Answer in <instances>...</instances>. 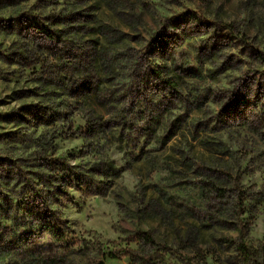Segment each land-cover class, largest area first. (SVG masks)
Instances as JSON below:
<instances>
[{
	"label": "rangeland",
	"instance_id": "1",
	"mask_svg": "<svg viewBox=\"0 0 264 264\" xmlns=\"http://www.w3.org/2000/svg\"><path fill=\"white\" fill-rule=\"evenodd\" d=\"M241 224L261 248L264 0H0V264H130L139 230L232 264Z\"/></svg>",
	"mask_w": 264,
	"mask_h": 264
},
{
	"label": "trees",
	"instance_id": "2",
	"mask_svg": "<svg viewBox=\"0 0 264 264\" xmlns=\"http://www.w3.org/2000/svg\"><path fill=\"white\" fill-rule=\"evenodd\" d=\"M49 30L48 28L46 29ZM52 40L54 39V35L51 37ZM244 40V38H242ZM56 161V160H53ZM32 196L34 195L33 192H30ZM237 202V208L242 209V206L244 204V201ZM233 207H236L233 205ZM19 212L21 214L30 215L32 218L36 219L40 222L41 227H43L46 231H48L55 239L58 241L64 242L67 238L66 233L62 234L64 231H62L64 224L66 220L62 217L59 211L53 210L51 214L42 212L38 214L32 205H24L22 204L19 208ZM240 232V239H227L226 241L229 242L231 245H233L236 249V254L230 257L232 264H260L261 259V253H262V247H264V242L262 244V247H255L251 245L246 239V228L244 226L238 225L237 228ZM195 232L193 228H190L188 230V238L194 239ZM132 241L137 242L140 245V250H133L132 248L125 247L122 249H116L113 251L114 255L112 257H129L131 260L130 264H145V263H165L164 256H149L145 251H147L146 246L158 244L155 235L151 231H143L139 230L132 236ZM159 246V245H158ZM169 244H165L164 248H167ZM142 249V250H141ZM160 254V252H156ZM100 264H104V261L100 262Z\"/></svg>",
	"mask_w": 264,
	"mask_h": 264
}]
</instances>
